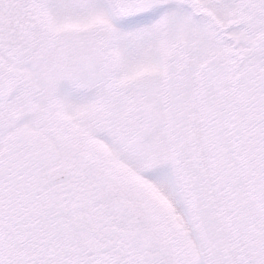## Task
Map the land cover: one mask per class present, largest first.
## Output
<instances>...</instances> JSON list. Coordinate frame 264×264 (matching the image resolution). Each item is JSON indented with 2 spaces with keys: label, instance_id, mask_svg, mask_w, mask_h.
I'll return each instance as SVG.
<instances>
[{
  "label": "snow or ice",
  "instance_id": "obj_1",
  "mask_svg": "<svg viewBox=\"0 0 264 264\" xmlns=\"http://www.w3.org/2000/svg\"><path fill=\"white\" fill-rule=\"evenodd\" d=\"M0 264H264V0H0Z\"/></svg>",
  "mask_w": 264,
  "mask_h": 264
}]
</instances>
